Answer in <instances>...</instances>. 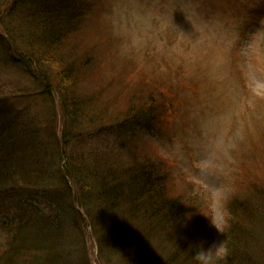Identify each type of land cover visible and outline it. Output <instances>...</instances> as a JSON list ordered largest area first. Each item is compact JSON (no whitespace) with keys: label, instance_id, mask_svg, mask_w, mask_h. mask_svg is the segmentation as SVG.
Masks as SVG:
<instances>
[{"label":"rangeland","instance_id":"374dc122","mask_svg":"<svg viewBox=\"0 0 264 264\" xmlns=\"http://www.w3.org/2000/svg\"><path fill=\"white\" fill-rule=\"evenodd\" d=\"M88 1L100 11L97 17L88 15L85 19L91 31V50L97 47V56L106 64L103 74L115 80L135 74L130 82L147 79L149 83H157L161 92L169 94L173 111L156 130L129 132L114 128L75 141L79 131L76 126L67 135L71 126L66 124L58 95L49 102L51 107L43 105L40 96L32 97L34 79L21 65L14 66L8 58L10 54L0 48L3 55H0V122L10 121L8 116L18 113L15 116L19 121L37 126L36 131L46 145L38 153L37 147L32 149L28 159L38 169L41 168L38 163L48 166L49 180L44 192L26 190L6 199L0 197V256L11 248L17 249L18 240L24 239L26 233H35L38 236L32 235V239L40 237L42 250L49 253L45 259L51 264L55 262L52 254L57 264H126L119 253L105 247L110 243L104 235H96L89 227L80 204L65 208L73 214H67L58 204L64 197L65 186L58 177V169L68 165L61 159L64 158L61 151L65 149V139H71L66 145L68 154L80 150L91 169L96 161L99 165L104 162L106 166L109 163L129 167L134 154L140 163L162 161L159 169L163 176L173 180L170 186L173 195H189L206 208L216 233L214 243L223 242L226 249L219 264L227 263L230 221L236 219V213L241 214L238 207L245 206L243 203L248 200L252 205L254 201L261 202L260 196L264 199L257 195L259 189L264 191V0H143L151 14L152 42L139 53L123 50L114 36L110 19L112 0ZM71 2H74L72 9H87L78 4L79 0ZM27 5L32 13L42 2L0 0V35L8 23L21 22L17 27L28 28ZM74 37L65 42L68 49L86 56ZM90 69L87 77L94 81L93 74L98 75V71L93 65ZM123 85L111 89V95L104 88L105 98L97 106L106 105L105 101H111L112 96L125 94L127 88ZM136 87L135 94L117 97L147 101L146 94L153 93L149 89L140 92L142 88ZM161 92L156 91L157 99H163ZM1 99L5 101L2 103ZM39 110H43L44 120L37 117ZM109 156H114V160L109 161ZM23 157L27 158L25 154ZM39 157H45L47 163L38 162ZM50 161L53 165H49ZM254 186L258 187L255 193ZM76 195L79 197L76 188L65 193L72 200ZM138 197L134 194L133 201ZM254 206L264 214V203ZM29 218L34 228L28 227ZM258 239L257 242L249 239L250 244L243 247L254 252L252 259L264 261L261 233ZM101 244L104 250L100 249ZM164 253L153 258L155 264L162 259L159 264H164L172 258ZM139 258V263L150 259ZM45 259L40 261L45 263Z\"/></svg>","mask_w":264,"mask_h":264},{"label":"trees","instance_id":"16d2710c","mask_svg":"<svg viewBox=\"0 0 264 264\" xmlns=\"http://www.w3.org/2000/svg\"><path fill=\"white\" fill-rule=\"evenodd\" d=\"M41 2L42 6L38 5L32 13L28 8L32 3L26 6L30 12L28 28L17 27L21 22L16 25L14 22L8 23L0 35V48L8 52L6 55L10 54L8 58L14 66L21 65L34 79L31 96H40L42 104L51 107L50 103L58 95L66 124L71 126L66 131L67 135L73 133L76 126L79 131L75 141L91 133L102 134L114 128L129 132L156 130L173 111L169 94L162 90L163 99H157L156 91L161 92L159 85L149 83L147 79L140 83L130 82L134 81L135 74H127L117 80L107 79V75L103 74L106 72V64L97 56V47L91 50V31L85 19L88 15L97 17L100 11L89 5L88 0H82V3L79 0L78 3L86 10L83 7L84 10L78 7L72 9L74 2L71 0ZM74 36L78 48L86 56L82 57L68 49L65 42L73 40ZM92 65L98 71V75L93 74L94 81L87 77ZM92 84L96 86L93 88ZM122 84L127 91L117 95L135 94L133 89L137 88L136 85L142 88L140 92L149 89L153 93L146 94L147 101L136 97L122 100V97L116 95L112 96L111 101L106 100V105L97 106V102L105 98L102 94L104 88L111 95L110 90ZM4 101L1 99L2 103ZM15 114L18 113L8 116L10 121L0 122V197L3 196V199L26 190L44 192L49 186L46 183L49 181L46 178L48 166L43 167L38 163L41 166L38 169L37 164L28 159L32 149L37 147L35 150L38 153L46 142L39 137L41 135L36 131L37 126L34 128L19 121ZM37 117L45 119L43 110L38 111ZM64 142L65 149L61 151V157L64 158L61 159H65L68 165L58 169V177L65 183L62 192L64 197L58 204L67 214L70 211L67 212L66 207L69 210L80 204V211L88 218L89 227L96 235H104L103 238L110 243L105 247L110 246L115 253H119L126 264H155L153 258L165 254L164 251L172 256L164 264H192L191 244L204 242L207 248L214 243L216 233L212 227L213 221L207 218L206 208L189 195H173L170 187L173 180L163 176L164 173L159 169L162 161L157 164L152 161L140 163L139 157L134 154L133 163L129 167L109 163L106 166L104 162L99 165L96 161L95 168L91 169L82 158L80 150L75 149L71 156L68 154L66 145L71 143V139H65ZM109 157V161L114 160V156ZM41 160L47 163L45 157H39L38 162ZM71 188L79 191V197L74 196V200L65 196ZM255 188L258 187L254 186V193ZM259 191L257 195L264 196V191ZM134 194L139 195L135 202L132 199ZM259 199L261 202L254 201V205L264 203L263 197ZM121 200L125 203H121ZM243 204L245 206L238 207L241 214L236 213V219L230 221V234L227 238L230 257L223 264H264L263 260L252 259L254 252L243 247L245 243L250 244L249 239L259 241L260 233L264 238V214L250 200ZM127 213L128 216L124 217ZM35 214L42 217L39 213ZM27 225L34 228L30 218ZM32 235L38 236L26 233L24 239L18 240L17 249L11 248L0 256V264H51L45 259L49 253L42 250L40 237L34 240ZM100 246L101 250L105 249L104 245ZM139 257L145 258L146 262L139 263ZM52 258L55 261L53 264H57L53 254ZM41 259H45V263Z\"/></svg>","mask_w":264,"mask_h":264},{"label":"clouds","instance_id":"9594fccd","mask_svg":"<svg viewBox=\"0 0 264 264\" xmlns=\"http://www.w3.org/2000/svg\"><path fill=\"white\" fill-rule=\"evenodd\" d=\"M111 28L128 53H139L152 42L151 14L143 0H112L110 6ZM192 264H219L226 253L223 242L207 248L204 242L191 244Z\"/></svg>","mask_w":264,"mask_h":264}]
</instances>
